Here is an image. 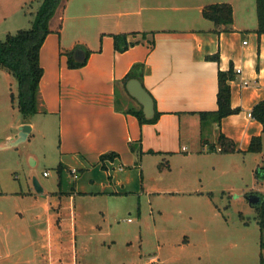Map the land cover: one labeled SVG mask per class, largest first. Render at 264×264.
Returning <instances> with one entry per match:
<instances>
[{"label":"crops","instance_id":"obj_1","mask_svg":"<svg viewBox=\"0 0 264 264\" xmlns=\"http://www.w3.org/2000/svg\"><path fill=\"white\" fill-rule=\"evenodd\" d=\"M128 1L135 4V10L123 6ZM118 2L120 10L116 11V0H104L102 11L95 14L96 22H82L88 15H69L67 7L61 23L50 21L51 31L40 50L43 76L38 112L27 122L32 126L27 140L35 132L46 139L57 134L62 178L56 183L58 189L50 191L34 178L40 186L29 195L34 198V215L26 218L24 210L15 212L16 222L9 224L12 230L6 229L0 237L1 264H62L53 257L54 252L74 251V241L69 247L65 240L74 235L67 234L65 228L72 201L74 209L69 213L75 221L83 210L88 212V202L110 206L115 200L121 203L143 195L206 194L201 189L203 174L209 167L215 169L219 160H230V166L236 167L239 156L264 155L263 125L250 114L254 105L264 100V33L256 31V0ZM215 3L232 5L230 30L217 31L214 22L203 16L204 7ZM122 33L127 34L129 43L125 51L115 45L114 34ZM78 44L90 54L83 66L72 68L69 52ZM217 53L220 61L208 58ZM85 56L83 50L75 54L78 60ZM137 63H145L143 81L137 79L154 99L155 114L156 110L159 113L154 123L141 124L128 112L130 108L143 110L123 82ZM231 67L235 72L230 81L231 102L241 111L220 123L211 119L202 127L199 112L218 108L219 70ZM0 73L5 79L10 75L3 68ZM22 124L23 120L7 127L3 124L0 143L17 133ZM221 133L226 144L220 141ZM258 135L262 136L263 152H250L252 137ZM225 147L234 150H222ZM111 152L116 155L102 158ZM30 156L36 165L37 157ZM148 156L162 161L156 164V174L147 176L144 161ZM175 162L181 168L178 179L171 181ZM24 193L21 189L20 196L29 198ZM254 193L259 195V191ZM38 205L44 206L43 221L35 212ZM100 212L107 214L103 207ZM19 237L30 247L25 261ZM40 246L47 251L41 260Z\"/></svg>","mask_w":264,"mask_h":264},{"label":"rangeland","instance_id":"obj_2","mask_svg":"<svg viewBox=\"0 0 264 264\" xmlns=\"http://www.w3.org/2000/svg\"><path fill=\"white\" fill-rule=\"evenodd\" d=\"M103 1L61 0L51 22H62L65 7L69 15H88L82 22H96L95 14L102 11ZM116 3L118 11V0ZM40 4L39 0H0V41L8 33L31 28ZM123 6L136 9L130 1ZM70 23L71 19L67 21V30ZM12 93L17 96L16 78L10 74L5 79L0 73V119L4 118L0 130L3 124L7 127L22 120L18 99H12ZM57 143V134L46 139L35 132L18 147L0 148V237L12 228L9 224L16 222V211L24 210L26 218L33 217L34 198L29 195L37 192L34 178L48 191L58 189ZM31 154L38 159L36 165ZM237 158L236 167L230 166V160H219L215 169L208 168L201 188L206 194L143 195L141 199H123L121 203L115 200L110 206L107 202H88V212L83 210L75 221L69 213L74 202L68 203L65 228L67 234L74 235L65 240L69 247L74 241V251L68 248L54 252L52 257L62 264H261V230L255 205L249 202L248 195L264 192V177L256 174L264 155ZM161 161L145 158L147 176L151 172L156 174ZM178 163H174L171 181L178 179ZM44 171L49 172V177ZM21 189L30 199L20 196ZM43 207L38 205L35 211L41 215V221L45 218ZM102 207L106 215L100 212ZM19 242L24 247L25 261L30 247L22 237ZM38 250L39 260L44 253L47 257L45 247Z\"/></svg>","mask_w":264,"mask_h":264},{"label":"trees","instance_id":"obj_3","mask_svg":"<svg viewBox=\"0 0 264 264\" xmlns=\"http://www.w3.org/2000/svg\"><path fill=\"white\" fill-rule=\"evenodd\" d=\"M41 2L37 11L33 25L29 29H20L16 33H8L4 40L0 41V68L5 69L12 74L18 85V93L15 96L11 94L12 99L17 97V108L22 116L24 123L29 122L30 118L38 112L39 97H40V82L43 76V67L40 62L41 47L50 33V21L54 16L61 0H39ZM257 3V18L259 35L264 33V0H256ZM203 16L214 22L216 30H230V25L233 23V7L229 3H215L204 7ZM116 48L120 51H125L129 47L127 34H114ZM80 50L85 51V59L78 60L75 58ZM90 54V50L82 45H76L69 52V66L72 68L83 66ZM209 59L220 61L219 54L208 56ZM145 74V63L134 64L131 70L127 73L123 82L126 83L130 78H139L143 81ZM235 72L231 67L229 70H219L218 73V108L215 111L199 112L201 125L205 127L209 120L215 119L219 123L221 120L231 114L241 111L240 107L234 108L231 102V84L234 79ZM128 112L136 115L141 124L154 123L158 120L159 113L153 118L147 119L142 108H130ZM251 116L263 125L264 131V100L259 101L254 105L250 112ZM220 141L226 144L225 136L220 134ZM223 145V144H222ZM225 151L234 150L233 147L222 148ZM250 152L262 153L263 142L262 136H253L250 146ZM113 152L107 153L102 158L113 157ZM63 166L60 164L57 167V172L62 178ZM257 177H264V158L263 163L256 170ZM60 184V183H59ZM260 201L255 205L257 212V223L261 230V253L260 262L264 264V192L259 193Z\"/></svg>","mask_w":264,"mask_h":264},{"label":"water","instance_id":"obj_4","mask_svg":"<svg viewBox=\"0 0 264 264\" xmlns=\"http://www.w3.org/2000/svg\"><path fill=\"white\" fill-rule=\"evenodd\" d=\"M126 88L129 94L134 97L142 105L144 114L147 119H151L155 114V103L150 92L145 88L143 83L137 78H130L126 82ZM32 126L28 123L18 127L17 133L8 138L5 142L0 143V148H9L18 146L20 143L27 140L31 133ZM34 186L39 191L40 186L37 181H34ZM248 200L252 205H256L260 201V195L251 193L248 195Z\"/></svg>","mask_w":264,"mask_h":264},{"label":"built area","instance_id":"obj_5","mask_svg":"<svg viewBox=\"0 0 264 264\" xmlns=\"http://www.w3.org/2000/svg\"><path fill=\"white\" fill-rule=\"evenodd\" d=\"M241 70L240 69H238V72H240ZM73 172L75 173V177H77V172H76V170H73ZM45 174H48V172H45ZM0 264H1V262H0Z\"/></svg>","mask_w":264,"mask_h":264}]
</instances>
